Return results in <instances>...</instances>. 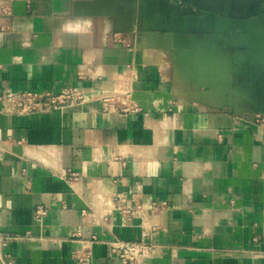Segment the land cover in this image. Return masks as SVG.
<instances>
[{
    "label": "crops",
    "instance_id": "1",
    "mask_svg": "<svg viewBox=\"0 0 264 264\" xmlns=\"http://www.w3.org/2000/svg\"><path fill=\"white\" fill-rule=\"evenodd\" d=\"M179 1L0 0V96L92 97L24 116L0 106V264H120L110 241L145 230L147 264H264V131L215 96L187 98L212 96L191 89L221 78L218 62L198 68L216 50L225 92L264 104V0ZM163 37L184 44L176 62Z\"/></svg>",
    "mask_w": 264,
    "mask_h": 264
},
{
    "label": "built area",
    "instance_id": "2",
    "mask_svg": "<svg viewBox=\"0 0 264 264\" xmlns=\"http://www.w3.org/2000/svg\"><path fill=\"white\" fill-rule=\"evenodd\" d=\"M91 98L87 89L79 87H69L58 94L36 91L6 92L0 96V106L1 111L6 115L24 116L62 110L66 107L86 103ZM101 99L105 103L106 109L110 107L107 106L108 99L105 96L102 95ZM247 107H240L235 111L236 113L238 112L239 120L264 131V112L257 110L259 108L255 106L249 110L246 109ZM160 208L168 209L166 203H153L152 210L154 213H162ZM137 210L139 211L140 208ZM45 212L39 208L37 214L43 216ZM137 213V211H133L131 212V216L135 217ZM148 239L149 233L146 230L143 232L142 238L136 242H127L114 238L110 241L111 251L117 257L120 264H147L158 250ZM8 242V239L0 237V247L5 246ZM5 259L1 257L3 264H12Z\"/></svg>",
    "mask_w": 264,
    "mask_h": 264
},
{
    "label": "water",
    "instance_id": "3",
    "mask_svg": "<svg viewBox=\"0 0 264 264\" xmlns=\"http://www.w3.org/2000/svg\"><path fill=\"white\" fill-rule=\"evenodd\" d=\"M163 3L165 4H169L171 3L173 0H162ZM166 6H160L159 9H157V14L158 15H163L165 13V9ZM111 12L109 11V14ZM150 26H148V24H145L140 30H142V32L144 33H148L150 31ZM125 30L129 31L130 27L127 24V22H125V25L123 27ZM148 37V41L149 43L151 41H153V38H150V36H146ZM155 39V38H154ZM181 46H184L183 43H179L178 40H167L165 37L160 39V42L158 40V42L156 43L155 48L158 50H174V56H173V61L176 62L177 61V50L180 49ZM204 56L208 57L209 61L211 62H218L219 64H221V66L223 67L222 71H221V78L215 79V82H206L203 83L202 85H197L196 83L193 84V88L191 90H202V91H213L212 96L210 97H195V98H189L187 97L189 100L193 101V102H208L209 100H213L214 97L218 98L217 103L219 105H221L222 107H224L225 109L227 108H234L235 111L238 110V108L240 107H247L248 105H252L250 103H248L247 99L244 97L243 93L240 92L239 90H233V91H229V92H225V86H222L219 82H226V78L228 77V73H229V67H228V63H227V55L223 52V51H216V50H205L204 51ZM215 101V100H213ZM216 102V101H215ZM255 107H258L259 111H263L264 112V104H258V105H252Z\"/></svg>",
    "mask_w": 264,
    "mask_h": 264
},
{
    "label": "rangeland",
    "instance_id": "4",
    "mask_svg": "<svg viewBox=\"0 0 264 264\" xmlns=\"http://www.w3.org/2000/svg\"><path fill=\"white\" fill-rule=\"evenodd\" d=\"M181 51H183V53L181 52V53L183 54V56L181 55L180 57H181V59H182L183 61H184L185 59L190 60L189 58H195V57H193V56H189V54L185 53V50H181ZM205 58L207 59V63H212L211 61L208 60V59H209L208 57L205 56ZM182 60H181V61H182ZM183 61H182V62H183ZM215 62H216V61H215ZM218 62L221 63V61H218ZM196 80H197V79H196Z\"/></svg>",
    "mask_w": 264,
    "mask_h": 264
},
{
    "label": "flooded vegetation",
    "instance_id": "5",
    "mask_svg": "<svg viewBox=\"0 0 264 264\" xmlns=\"http://www.w3.org/2000/svg\"><path fill=\"white\" fill-rule=\"evenodd\" d=\"M179 4L184 5L185 3H184V1L180 0V1H179ZM253 107H254V106L249 105L246 109L249 110V109H252Z\"/></svg>",
    "mask_w": 264,
    "mask_h": 264
},
{
    "label": "bare ground",
    "instance_id": "6",
    "mask_svg": "<svg viewBox=\"0 0 264 264\" xmlns=\"http://www.w3.org/2000/svg\"><path fill=\"white\" fill-rule=\"evenodd\" d=\"M213 62H214V61H213ZM213 62H212V63H213ZM212 63H208V64H203V63H202V64H199V65H198V68H199L200 66H204V65H206L207 67H209V65H211Z\"/></svg>",
    "mask_w": 264,
    "mask_h": 264
}]
</instances>
